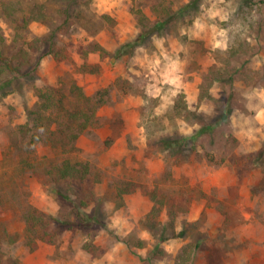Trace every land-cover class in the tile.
Returning <instances> with one entry per match:
<instances>
[{
    "label": "rangeland",
    "instance_id": "obj_1",
    "mask_svg": "<svg viewBox=\"0 0 264 264\" xmlns=\"http://www.w3.org/2000/svg\"><path fill=\"white\" fill-rule=\"evenodd\" d=\"M8 1L15 11L0 9V53L54 32L61 58L43 57L35 79L0 96V263L177 264L187 255L184 264H264V128L241 116L264 89V17L259 27L252 17L243 23L244 0ZM137 11L168 23L135 43ZM230 44L240 45L233 58ZM94 46L122 54L100 57ZM225 62L232 83L208 88V70ZM36 82L60 88L69 105L71 82L104 98L75 151L22 149L18 128L36 107ZM182 100L188 119L177 108ZM64 158L88 163L89 175L71 185L50 180L48 165ZM152 196L166 205L147 230ZM79 201L93 220L77 227L69 213ZM28 208L60 223L70 218L55 227V243L27 245Z\"/></svg>",
    "mask_w": 264,
    "mask_h": 264
},
{
    "label": "trees",
    "instance_id": "obj_2",
    "mask_svg": "<svg viewBox=\"0 0 264 264\" xmlns=\"http://www.w3.org/2000/svg\"><path fill=\"white\" fill-rule=\"evenodd\" d=\"M243 5L247 11L240 10L242 18L239 19L251 26L249 18L252 17L254 22H256V26L259 27L261 19L264 17V0H244ZM0 9L1 13H5V15H11L15 11V7L8 0L0 1ZM137 13L139 15L137 17V24L140 32L136 37L135 43H140L148 37L160 33L168 23L164 19L150 23L140 11H137ZM25 25L26 22L24 20L23 26ZM54 40L55 33L51 32L48 37H34L30 41L24 42V46H21L15 54L9 57L0 53V96H5L11 91H16L10 87H12V84H15L17 87L22 79H35L38 63L43 57L52 55L61 58L59 50L55 48ZM3 42L4 37L0 33V45ZM238 46L230 44L225 52L229 57L233 58L240 50V45ZM93 51H99L100 57L114 59L119 58L122 54V50H117L111 54L100 46H94ZM228 65L225 62L222 66L223 70L219 68L215 70L210 68L208 70L207 75L210 77L208 88L216 81L232 83V71L226 68ZM224 74L227 75L226 78H222ZM206 88L204 87L202 91L205 92L204 95H208ZM33 89L37 100L36 107L28 111L27 121L18 128L19 135L26 138L22 149L31 154L36 145H44L54 150H59L62 153L75 151L76 140L94 124L96 110L104 103V98L101 95L93 98L84 95L81 88L73 82L69 84L68 91L70 97L74 99V102L70 105L66 104L68 96L62 93L60 88H53L36 82L33 83ZM177 108L184 112L183 118L188 119L190 112L183 100L180 101ZM201 132H204V128L202 127L199 130V133ZM26 157H21V166L30 168L31 165ZM89 173L90 167L88 163L75 162L68 158L49 164L46 171V175L50 180L56 183L66 182L67 185H71L74 181H83ZM127 185L129 186L130 184ZM125 191L127 189L118 190V195L124 194ZM152 202L150 211L142 220V227L147 228V230L156 227V224H158L156 219L162 207L166 205L164 200H159L154 198V196H152ZM82 206H85V203L79 201L77 206H73L69 213L75 220L72 225L77 227H80L82 224L88 225L93 220V218L81 211L80 207ZM22 219L25 223L27 245L32 249L38 241L50 244L55 243V227L62 225V223L67 225L70 218H66L60 223L54 217L45 215L38 209L28 208L23 213ZM168 220L171 224L174 222V212L168 213ZM137 246H142V243H138ZM84 249L92 253L95 247L91 244H85ZM178 259L179 262L177 264H184L185 260L187 262V255L184 259L182 255Z\"/></svg>",
    "mask_w": 264,
    "mask_h": 264
},
{
    "label": "crops",
    "instance_id": "obj_3",
    "mask_svg": "<svg viewBox=\"0 0 264 264\" xmlns=\"http://www.w3.org/2000/svg\"><path fill=\"white\" fill-rule=\"evenodd\" d=\"M259 93L260 102L254 105L246 106L247 113L245 112L241 116L245 117V119L248 120L247 123L254 125L260 129V127L264 128V89L262 92ZM245 121L246 120L243 119V122ZM244 135H252V133L246 132L244 133Z\"/></svg>",
    "mask_w": 264,
    "mask_h": 264
}]
</instances>
